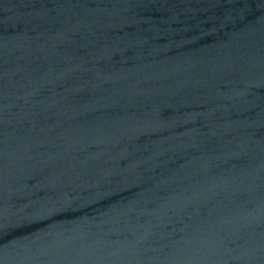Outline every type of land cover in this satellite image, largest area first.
Instances as JSON below:
<instances>
[{
  "label": "water",
  "instance_id": "water-1",
  "mask_svg": "<svg viewBox=\"0 0 264 264\" xmlns=\"http://www.w3.org/2000/svg\"><path fill=\"white\" fill-rule=\"evenodd\" d=\"M0 264H264V0H0Z\"/></svg>",
  "mask_w": 264,
  "mask_h": 264
}]
</instances>
